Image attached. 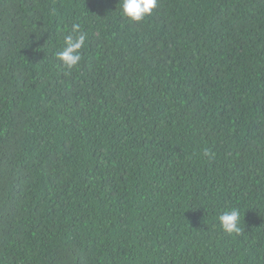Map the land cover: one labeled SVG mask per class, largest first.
<instances>
[{"label": "trees", "instance_id": "obj_1", "mask_svg": "<svg viewBox=\"0 0 264 264\" xmlns=\"http://www.w3.org/2000/svg\"><path fill=\"white\" fill-rule=\"evenodd\" d=\"M0 264H264V0H0Z\"/></svg>", "mask_w": 264, "mask_h": 264}, {"label": "clouds", "instance_id": "obj_2", "mask_svg": "<svg viewBox=\"0 0 264 264\" xmlns=\"http://www.w3.org/2000/svg\"><path fill=\"white\" fill-rule=\"evenodd\" d=\"M121 15L133 22H140L147 16L151 15L152 11L157 6V0H119ZM86 35L79 30V25L72 26L71 33L64 37L63 50L57 53L61 64L71 69L77 66L81 59L80 49L84 45ZM220 228L227 234L241 233V214L239 209L232 208L221 213L218 217Z\"/></svg>", "mask_w": 264, "mask_h": 264}]
</instances>
